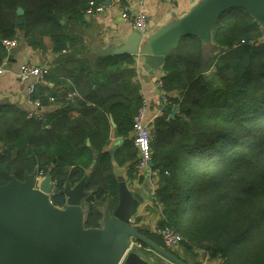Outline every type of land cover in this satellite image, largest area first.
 Segmentation results:
<instances>
[{"label": "trees", "instance_id": "trees-1", "mask_svg": "<svg viewBox=\"0 0 264 264\" xmlns=\"http://www.w3.org/2000/svg\"><path fill=\"white\" fill-rule=\"evenodd\" d=\"M104 1L0 0V64L8 58L3 41L13 38L42 52L48 39L56 55L33 95L40 108L54 104L52 110L29 117L16 105L1 108L0 186L50 173L52 202L63 207L66 186L94 166L85 178L87 228L100 227L105 204L112 210L118 204L114 161L128 181L144 179L132 139L144 106L137 60L127 53L92 55L85 37L88 10ZM162 71V114L151 122L158 226H170L184 246L223 264H264L263 30L244 8H231L214 28L213 45L183 37ZM70 92L78 96L70 99ZM113 136L123 144L107 150Z\"/></svg>", "mask_w": 264, "mask_h": 264}, {"label": "water", "instance_id": "water-1", "mask_svg": "<svg viewBox=\"0 0 264 264\" xmlns=\"http://www.w3.org/2000/svg\"><path fill=\"white\" fill-rule=\"evenodd\" d=\"M104 4L110 6L112 0H105ZM231 8H244L264 32V0H195L187 13L158 30L146 34L133 31L119 44L93 47L92 55L127 53L139 57L142 68L157 73L183 37L197 36L204 45H213L214 28ZM23 14L19 7L17 15ZM24 22L20 18L17 23ZM178 111L179 108L173 109L171 117ZM149 164L154 168L152 160ZM125 170L113 162L119 200L113 211L110 205L103 208L100 228L85 225L87 210L83 201L91 194L86 190L85 178L90 171L76 186L69 184L63 190L65 207L52 202L54 183L50 173L39 184L35 183L34 173L24 182L13 178L0 186V264H186L180 256L141 234L139 226L132 225L154 194L149 187V172H143L142 183L137 180L130 185ZM133 240L145 243L153 251L134 248L125 257Z\"/></svg>", "mask_w": 264, "mask_h": 264}, {"label": "crops", "instance_id": "crops-1", "mask_svg": "<svg viewBox=\"0 0 264 264\" xmlns=\"http://www.w3.org/2000/svg\"><path fill=\"white\" fill-rule=\"evenodd\" d=\"M136 1L138 2V5L143 7L145 12L148 14L149 27L147 32L156 31L160 27L171 22V20L187 13L195 2V0ZM88 24L89 26L85 30V37L93 47H96L98 45L110 47L119 44L125 38H127L130 33L135 31L131 26H129L122 20L120 16V9L114 3H112V5L110 6H106L103 14H98L91 17V19L88 20ZM46 44L48 45V48L45 52L35 51L32 50L23 41L19 40V44L8 53L7 63L5 64V72L0 75V106L3 107L5 104L16 105L18 107H21L22 109L27 110V112L37 111L42 115L52 110L54 106V104L52 103L50 106L42 108L29 103L28 85L30 82H24L18 79L20 66L24 62H30L35 65L48 66L50 67V69L53 68L52 65L54 59L56 58V55L52 52L50 46L51 43L48 39H46ZM135 58L137 60V80L141 84V91L146 105V120L152 121L154 118H156V116L162 114L160 107L162 96L161 89L158 86V80L163 75V71L161 69L157 73H152L148 70H145L144 68H142V60L137 56H135ZM122 144L123 141L121 139L119 140L118 138L113 136L110 145L107 147V150H113L120 147ZM92 168H90L88 172H91ZM126 171L127 170L124 171V175L127 178ZM127 182L129 184H132L134 181L131 182L127 179ZM157 183L154 182L153 178H150L149 184H151L153 190L155 189V186H157V190ZM149 206L152 208L151 211L148 210ZM141 214L142 216L140 218H142V220L138 221L139 218H137L132 222V225H138L140 227L139 231L141 234H143L158 246L167 249L163 241V245L159 244L155 240L149 238L146 234L150 233L151 235L156 236L157 240L160 242L162 240L161 237L154 231L155 227H159L158 222L161 216L160 210H158L153 204V199L151 202H148V204L142 209ZM138 248L147 253H151L153 251L150 246L144 243L139 244ZM172 253L176 256H180L179 258H181V260H183L186 264H201L199 259L201 254H203V250L197 248L191 249L184 246L183 243L180 248L174 250Z\"/></svg>", "mask_w": 264, "mask_h": 264}, {"label": "built area", "instance_id": "built-area-1", "mask_svg": "<svg viewBox=\"0 0 264 264\" xmlns=\"http://www.w3.org/2000/svg\"><path fill=\"white\" fill-rule=\"evenodd\" d=\"M113 3H116L120 9V16L122 20L132 27L133 30L145 34L148 31L149 27V17L145 12L143 7L138 5L136 0H112ZM106 9V5L100 4L98 6H91L88 10L90 16H95L98 14H103ZM4 44L7 48L14 47L16 45L15 41L4 40ZM1 72V70H0ZM47 74V70L37 67V66H26L23 65L21 67L20 76L23 80L29 79L30 77H35L36 79H42ZM161 78V77H160ZM159 78L158 86L161 87L163 85L162 80ZM34 91V87H30L28 93H32ZM54 100V98H53ZM166 101V100H165ZM35 106H39V101H30ZM157 117V116H156ZM152 121L146 120V105L144 101V106L141 108L139 114L134 119L133 124V134L135 138V143L138 148V166H136L139 173H143L146 169L149 168V162L152 160L153 152L151 148L152 142V132L151 127L148 126V123ZM151 175L154 178V181L157 182L159 177V171L151 170ZM44 175L40 174L39 178L42 179ZM153 193L155 194L156 186L154 187ZM154 232V231H153ZM157 233L161 234L163 237V241L168 246H176L182 240H184L183 236L175 231L170 226H163L156 230ZM134 243L141 244L137 240L131 241V245ZM201 264H223L221 259H212L206 252L203 251V254L200 256Z\"/></svg>", "mask_w": 264, "mask_h": 264}, {"label": "bare ground", "instance_id": "bare-ground-1", "mask_svg": "<svg viewBox=\"0 0 264 264\" xmlns=\"http://www.w3.org/2000/svg\"><path fill=\"white\" fill-rule=\"evenodd\" d=\"M7 40H11V41H15V42H16V45H15L14 47H11V48H7V47L5 46V44H4L5 48L8 50V53H9L13 48H15V47L19 44V40H18L17 38L7 39ZM3 43H4V41H3ZM179 44H180V43H179ZM133 56H134V55H133ZM6 63H7V59H5L4 62H3L2 64H0V70H1L0 75H2V74L5 72V64H6ZM23 65H26V66H29V67L37 66V67L43 68V69L47 70V74H46V75L44 76V78H42V79H36L35 77H30L29 79L23 80V79L21 78V76H20L21 67H22ZM20 71H19V74H18V79H19L20 81L30 82L29 85H28V91H29V88H30V87H32V86L34 87V91H33L32 93H28V94H29V98H28L29 103H30V101H32V100H33V101H39V99H33V95H34V93H35V88H36V85H37L39 82H42V81L45 80L46 76L48 75V73H49V71H50V67H48V66H41V65H35V64L30 63V62H24V63H22L21 66H20ZM68 96H69L70 99H72V98L78 96V94H77L76 92H70V93L68 94ZM53 98H54V97L50 96V97H49V101H50V102H51V101H55V98H54V100H53ZM163 100H166V101H167L166 97L163 98ZM39 103H40V101H39ZM31 104H32V103H31ZM28 114H29V117H31V116H33V115H35V114L37 115V117H42V116H43L42 114L38 113L37 111H34V112H28ZM132 139L134 140L135 147L137 148L136 143H135V138H134V136H132ZM137 150H138V148H137ZM138 152H139V151H138ZM136 166H138V159H137ZM148 170H149V177H150V178H153V176L151 175V170H155V169H154V168H151V167H150V164H149V168H148ZM157 171H158V170H157ZM86 173H87V172H86ZM139 175H140V177H142V176H143V173H139ZM159 175H160V172H159ZM88 176H89V175H88ZM143 177H144V176H143ZM26 178H27V176H26ZM153 180H154V178H153ZM158 180H159V177H158ZM158 180H157V182H158ZM136 181H137V180H135V181H134L132 184H130V185H134V184H136ZM154 182H155V181H154ZM157 182H156V183H157ZM157 184H158V183H157ZM76 185H77V184H76ZM76 185H75V186H76ZM156 187H157V186H156ZM155 193H156V191H155ZM153 194H154V193H153ZM118 195H119V194H118ZM154 196H155V194H154ZM153 199H154V197H153ZM118 200H119V197H118ZM84 201H85V200H84ZM84 201H83V203H84ZM137 226H138V225H137ZM100 227H101V226H100ZM100 227H98V228H100ZM158 228H160V226H159V227H155V228H154V231H155L156 234H158V235L161 237V239H162V241H163V237H162V235L156 232V230H157ZM146 238H147V237H146ZM184 241H185V240H182V241H181L178 245H176V246H168V245L165 244L164 241H163V243H164L165 247L167 248V249H166L167 251H169V252H173L174 250L180 248V247L183 245ZM141 243H142V242H141ZM144 244H145V243H144ZM134 248H138V245H137L136 243H134L133 245L129 246V248H128L126 254H125V257H126V255H127L131 250H133ZM139 249H140V248H139ZM199 260H200V259H199Z\"/></svg>", "mask_w": 264, "mask_h": 264}, {"label": "flooded vegetation", "instance_id": "flooded-vegetation-1", "mask_svg": "<svg viewBox=\"0 0 264 264\" xmlns=\"http://www.w3.org/2000/svg\"><path fill=\"white\" fill-rule=\"evenodd\" d=\"M29 175H31V174H29ZM29 175H27V176H29ZM45 176H46V175H44V177H45ZM44 177H43V178H44ZM43 178H42V179H43ZM42 179L39 178V174H38V173H35V174H34V180L36 181V182H35L36 184H39V182H40ZM25 180H26V177H25L24 180H18V181H20V182H24ZM53 190H54V192H55V190H56V186H55V184H54V189H53ZM53 194H54V193H53ZM53 194H52V196H53ZM52 196H51V199H52ZM65 204H66V203H65ZM63 207H65V206H63ZM114 209H115V208H114ZM111 211H113V210H112V206H111ZM139 242H140V241H139Z\"/></svg>", "mask_w": 264, "mask_h": 264}, {"label": "rangeland", "instance_id": "rangeland-1", "mask_svg": "<svg viewBox=\"0 0 264 264\" xmlns=\"http://www.w3.org/2000/svg\"><path fill=\"white\" fill-rule=\"evenodd\" d=\"M145 172H146V173H148V172H149V170H148V169H146V170H145ZM149 187H150V189H152V186H151V185H150ZM105 206H106V204H105Z\"/></svg>", "mask_w": 264, "mask_h": 264}]
</instances>
